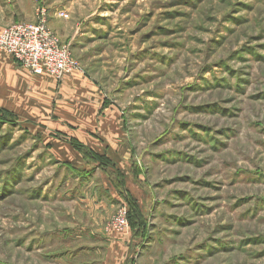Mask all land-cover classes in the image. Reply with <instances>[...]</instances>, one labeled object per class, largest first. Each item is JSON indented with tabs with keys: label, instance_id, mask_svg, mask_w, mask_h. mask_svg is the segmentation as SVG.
I'll use <instances>...</instances> for the list:
<instances>
[{
	"label": "rangeland",
	"instance_id": "374dc122",
	"mask_svg": "<svg viewBox=\"0 0 264 264\" xmlns=\"http://www.w3.org/2000/svg\"><path fill=\"white\" fill-rule=\"evenodd\" d=\"M4 2L7 27L45 10L132 158L121 171L79 149L88 168L112 164L89 181L0 84V264H108L124 230L127 264H264V0Z\"/></svg>",
	"mask_w": 264,
	"mask_h": 264
},
{
	"label": "crops",
	"instance_id": "0c3cea01",
	"mask_svg": "<svg viewBox=\"0 0 264 264\" xmlns=\"http://www.w3.org/2000/svg\"><path fill=\"white\" fill-rule=\"evenodd\" d=\"M5 4L0 0V33L8 26L4 24ZM11 13L14 22L20 21L15 12ZM0 77L2 92L11 96V112L34 116L39 126L42 124L44 131L53 135L49 140L55 158L78 170L93 171L89 181H97L98 175L109 179L106 171L113 169L112 164L96 163L88 168L85 155L73 143L82 145L83 151H90L93 157H108L121 171L131 160L120 112L106 105L103 88L83 71H73L61 81L47 74L36 76L18 66L7 53L0 52ZM109 236L105 263L127 264L135 248L134 234L111 231Z\"/></svg>",
	"mask_w": 264,
	"mask_h": 264
},
{
	"label": "built area",
	"instance_id": "2783aa9c",
	"mask_svg": "<svg viewBox=\"0 0 264 264\" xmlns=\"http://www.w3.org/2000/svg\"><path fill=\"white\" fill-rule=\"evenodd\" d=\"M45 10L35 22H21L3 29L0 49L31 74L50 75L61 81L78 70L70 47L48 26ZM120 227L128 226L126 217L118 221Z\"/></svg>",
	"mask_w": 264,
	"mask_h": 264
},
{
	"label": "trees",
	"instance_id": "16d2710c",
	"mask_svg": "<svg viewBox=\"0 0 264 264\" xmlns=\"http://www.w3.org/2000/svg\"><path fill=\"white\" fill-rule=\"evenodd\" d=\"M0 112H1V113H5V112H4L3 110H1V109H0ZM73 144H75V146H77V148H79V149H81V150H85L84 147H83L82 145H79V144H77V143H73ZM85 153H86V154H85L86 156H91V157H93V155H92V153H91L90 151H85ZM96 158H98V157H96ZM99 159H103V158L99 157ZM120 184H121V183H120ZM117 188H118V191H119L122 195H124L125 199H126L127 201H129V204L132 205V201H131L130 197H128V195H127L126 192H125V187H123L122 185H119V184H118ZM144 220H145V219H144V217H143L142 214H137L136 221L133 223V229L135 230V233H137L138 230H140V228H142V225H143V221H144ZM134 235H135V234H134ZM135 236H136V235H135Z\"/></svg>",
	"mask_w": 264,
	"mask_h": 264
}]
</instances>
